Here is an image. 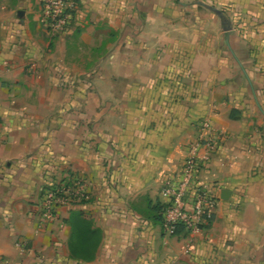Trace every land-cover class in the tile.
Instances as JSON below:
<instances>
[{"label": "crops", "instance_id": "1", "mask_svg": "<svg viewBox=\"0 0 264 264\" xmlns=\"http://www.w3.org/2000/svg\"><path fill=\"white\" fill-rule=\"evenodd\" d=\"M79 4L51 37L42 0H0V264H264V0ZM198 143L219 206L171 236L155 208ZM77 175L92 199L39 229Z\"/></svg>", "mask_w": 264, "mask_h": 264}, {"label": "built area", "instance_id": "2", "mask_svg": "<svg viewBox=\"0 0 264 264\" xmlns=\"http://www.w3.org/2000/svg\"><path fill=\"white\" fill-rule=\"evenodd\" d=\"M79 9V0H42L41 23L51 37H57L73 25ZM205 128L209 129L210 126L207 124ZM202 141L208 154H211L216 148L214 141L211 138ZM201 144L194 146L186 157L180 173L163 184L161 194L166 200L163 228L168 235H175L180 227L192 234L201 233L215 218L219 194L213 186L199 183L202 163L208 157L203 160L198 157ZM90 200L87 182L82 176H72L63 182L50 184L42 194L41 225L52 222L60 207Z\"/></svg>", "mask_w": 264, "mask_h": 264}, {"label": "trees", "instance_id": "3", "mask_svg": "<svg viewBox=\"0 0 264 264\" xmlns=\"http://www.w3.org/2000/svg\"><path fill=\"white\" fill-rule=\"evenodd\" d=\"M234 113H235V111H233L232 118L237 119V117L234 115ZM84 203H87V201L82 202V204H84ZM164 207L165 206L163 205V206H158V207L155 208V211H156V214H157V218L160 220L162 225L164 224V218H163ZM212 222H211V224H212ZM72 225H73V229H74L75 235L77 237L82 236V232L87 230L86 225L82 221H80V219L75 221V222H73ZM183 231H184V229L180 227L177 230L176 234H179V233H181Z\"/></svg>", "mask_w": 264, "mask_h": 264}, {"label": "rangeland", "instance_id": "4", "mask_svg": "<svg viewBox=\"0 0 264 264\" xmlns=\"http://www.w3.org/2000/svg\"><path fill=\"white\" fill-rule=\"evenodd\" d=\"M238 97H242V95L240 94V95H238ZM210 98H211V96L210 95H207V96H203V101L205 102L206 100L207 101H209L210 100ZM233 111H235V113H234V115L238 118V116H237V110H233ZM233 111L231 112V115H233ZM184 166V163H181V167H183ZM179 171H180V169L178 170V173H179ZM82 177H84V176H82ZM85 178V177H84ZM86 179V178H85ZM86 182H87V189H88V192H89V194H90V199H92V197H93V194H92V190L90 189V185H89V182H88V180L86 179ZM44 192V191H43ZM75 205V204H74ZM65 206H71V205H65ZM65 206H62V207H65ZM61 208V207H60ZM56 218H57V216H56ZM55 218V219H56ZM54 219V220H55ZM53 220V221H54ZM41 221H42V219H41ZM52 221V222H53ZM49 223H51V222H49ZM49 223H47V224H49ZM42 223H40V226H39V229H42L45 225H47V224H43V225H41Z\"/></svg>", "mask_w": 264, "mask_h": 264}, {"label": "water", "instance_id": "5", "mask_svg": "<svg viewBox=\"0 0 264 264\" xmlns=\"http://www.w3.org/2000/svg\"><path fill=\"white\" fill-rule=\"evenodd\" d=\"M215 11L220 17H223V13L218 12L217 10H215ZM229 198H230V193L228 191H224L223 194H222V199L223 200H228Z\"/></svg>", "mask_w": 264, "mask_h": 264}]
</instances>
